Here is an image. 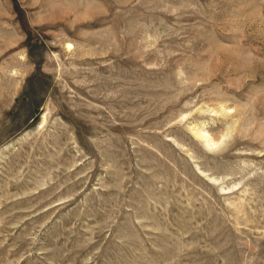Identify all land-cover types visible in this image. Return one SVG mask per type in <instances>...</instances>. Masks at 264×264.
<instances>
[{"label": "rangeland", "instance_id": "374dc122", "mask_svg": "<svg viewBox=\"0 0 264 264\" xmlns=\"http://www.w3.org/2000/svg\"><path fill=\"white\" fill-rule=\"evenodd\" d=\"M0 264H264V0H0Z\"/></svg>", "mask_w": 264, "mask_h": 264}, {"label": "bare ground", "instance_id": "6f19581e", "mask_svg": "<svg viewBox=\"0 0 264 264\" xmlns=\"http://www.w3.org/2000/svg\"><path fill=\"white\" fill-rule=\"evenodd\" d=\"M210 141V140H209ZM208 142V141H207ZM212 143V142H211ZM209 144V143H208Z\"/></svg>", "mask_w": 264, "mask_h": 264}]
</instances>
